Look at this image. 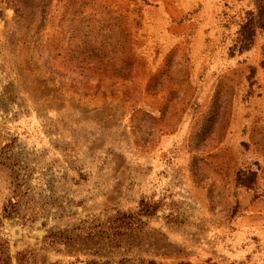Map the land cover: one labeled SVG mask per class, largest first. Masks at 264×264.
Wrapping results in <instances>:
<instances>
[{"label":"rangeland","instance_id":"obj_1","mask_svg":"<svg viewBox=\"0 0 264 264\" xmlns=\"http://www.w3.org/2000/svg\"><path fill=\"white\" fill-rule=\"evenodd\" d=\"M259 7L0 0L11 264H264Z\"/></svg>","mask_w":264,"mask_h":264},{"label":"trees","instance_id":"obj_2","mask_svg":"<svg viewBox=\"0 0 264 264\" xmlns=\"http://www.w3.org/2000/svg\"><path fill=\"white\" fill-rule=\"evenodd\" d=\"M264 29V8L259 7L258 13L255 17H249L246 22L241 26L239 37L241 39V49L247 50L251 45V40L254 36L256 29ZM261 68H264V49L261 52V61H260ZM8 205V204H7ZM3 213L6 217H9V213L7 211V206L4 205ZM62 233H54L50 235L53 238H60ZM17 264H37L36 260L34 259V254L32 252H25L19 253L16 259ZM0 264H11L10 257L7 252L6 243L0 240ZM43 264V262H42ZM66 264H110L109 262H99L96 260H83V261H76L70 262Z\"/></svg>","mask_w":264,"mask_h":264}]
</instances>
